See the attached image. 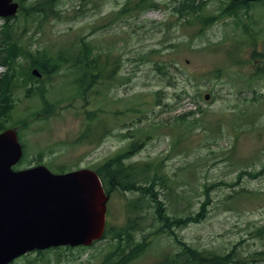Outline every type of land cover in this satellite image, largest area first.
I'll return each instance as SVG.
<instances>
[{
  "label": "rangeland",
  "instance_id": "rangeland-1",
  "mask_svg": "<svg viewBox=\"0 0 264 264\" xmlns=\"http://www.w3.org/2000/svg\"><path fill=\"white\" fill-rule=\"evenodd\" d=\"M200 1L198 12L181 13V0H60L58 19L28 24L31 49L75 59L87 42L102 59L111 55L114 74L87 86L78 62L43 81L31 69L35 79L14 90L8 117L20 124L21 167H98L137 141L125 161L148 162L159 180L157 199L140 214L146 227L131 241L119 244L108 229L92 246L31 252L13 264H113L129 253L136 255L127 264H162L187 245L218 255L235 250L249 264H264V2L233 12L230 0ZM28 89L38 93L30 97ZM119 109L121 118L113 113ZM101 117L104 130L107 117L115 126L102 141ZM141 127L149 137L139 138ZM112 191L107 225L117 229L129 202L149 191ZM188 217L197 220L176 221Z\"/></svg>",
  "mask_w": 264,
  "mask_h": 264
},
{
  "label": "water",
  "instance_id": "water-1",
  "mask_svg": "<svg viewBox=\"0 0 264 264\" xmlns=\"http://www.w3.org/2000/svg\"><path fill=\"white\" fill-rule=\"evenodd\" d=\"M17 9V2L0 0V15ZM22 154L16 129L1 132L0 264L33 249L90 244L101 237L109 196L97 173L79 169L55 174L45 165L13 169Z\"/></svg>",
  "mask_w": 264,
  "mask_h": 264
},
{
  "label": "trees",
  "instance_id": "trees-1",
  "mask_svg": "<svg viewBox=\"0 0 264 264\" xmlns=\"http://www.w3.org/2000/svg\"><path fill=\"white\" fill-rule=\"evenodd\" d=\"M60 0H29L27 3L20 2L19 12L13 16L5 18L0 25V64L6 66V71L0 75V131L7 127L8 117L11 116V112L14 109L16 101L14 100V90L19 87L20 83L26 85L28 80L34 78L31 74V69L37 67L43 73L49 74L51 72L58 71L65 64L62 62V58L65 55L61 54L58 57H52L47 53L46 49H31L32 44L25 42L26 34L31 31L28 24H43L53 19H58L60 11L57 9V5ZM197 0H181L180 5L177 7L181 13L187 10L189 13H195L199 11L200 5L196 4ZM264 2L261 0L259 2ZM204 1H200L201 4ZM232 7L233 12H237L239 7H247L253 4L252 1L247 0H230L228 2ZM156 6V4H154ZM229 7V8H231ZM130 7L125 5L122 11L128 10ZM22 14L21 18L20 15ZM198 14V13H197ZM24 26L22 23H24ZM40 32L33 30V32ZM102 54L100 52H94L90 47V43L84 42V48L79 51L75 59H72L71 65L73 68H77L74 63L78 62L81 65V69L84 71L82 82L94 83L97 80L102 82L105 79L113 78L114 71L111 70L112 64L111 55H106V59H101ZM69 62V59H64ZM71 60V59H70ZM70 67V66H69ZM80 69V68H78ZM114 69V68H113ZM22 77V78H21ZM89 80H85V79ZM106 81V80H105ZM43 95V94H42ZM263 95V94H261ZM46 106L54 107L51 104ZM134 107H137L136 105ZM142 111V109H134ZM124 111L115 110L114 114L117 118H121V114L124 115ZM25 125V123L23 124ZM115 128L112 125L111 120L108 121L105 134L110 133ZM141 134L139 136L142 139V135L146 134L150 136L149 131L146 128L141 127L139 129ZM103 135V136H104ZM137 141L131 143L129 149L126 152L116 154V156L110 158L104 163L98 170L101 174L108 191H111L115 186L126 190H142L149 191L148 197L143 199H134L129 202V220L121 228L116 229L114 237L119 238V244L123 242L125 237L132 239L134 237L133 231H135L142 224L137 223L141 221L140 217L134 216L135 214H141L143 206L149 205L157 198L152 191L158 182V178L149 175V163L145 162L139 167L137 163H126L124 159L135 150ZM139 145V144H137ZM152 173L153 170L151 169ZM162 182L167 186V179L162 178ZM152 197L151 200L149 197ZM204 209V206H202ZM204 216V212L200 213V217ZM179 220H197V217H188L187 219ZM134 221V222H133ZM259 234L264 236V227L259 230ZM41 252V251H40ZM235 250H232L229 254L218 255L214 252L198 250L190 245H187L184 250L173 257L167 258L162 264H249V260L245 256L234 255ZM113 253L106 256V261L109 262L112 259ZM136 254H128L125 258L135 256ZM132 259V258H131ZM117 261H114L115 264ZM13 264V263H11Z\"/></svg>",
  "mask_w": 264,
  "mask_h": 264
}]
</instances>
